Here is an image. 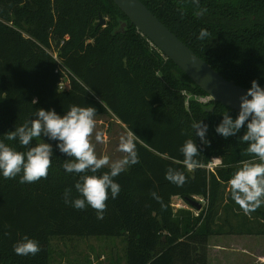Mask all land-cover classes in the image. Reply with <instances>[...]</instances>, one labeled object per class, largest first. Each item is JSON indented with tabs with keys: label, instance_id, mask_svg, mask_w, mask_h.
<instances>
[{
	"label": "trees",
	"instance_id": "16d2710c",
	"mask_svg": "<svg viewBox=\"0 0 264 264\" xmlns=\"http://www.w3.org/2000/svg\"><path fill=\"white\" fill-rule=\"evenodd\" d=\"M140 1L225 79L243 88L253 80L264 84V0H199L207 9L202 16L193 0ZM201 29L209 33L204 40L197 38ZM204 96L112 0H0V142L27 151L6 133L35 118L37 109L63 115L73 105L92 106L96 116H114L133 131L139 157L114 178L121 191L115 199L109 192L100 219L91 207L65 204V189L79 197V177L64 170L68 157L57 141L34 139L30 146L43 139L52 144V167L35 183L0 174V264H53L54 239L93 237L124 238L126 264H208L212 236H264V206L246 214L228 189L240 162L250 158L239 140L246 126L236 136L218 134L223 115L238 112L222 104L210 111L213 102L196 99ZM194 121L208 125L209 144L195 134ZM187 139L200 149L201 167L192 171L180 152ZM216 159L221 163L209 170ZM168 168L183 172L187 182H169ZM197 197L206 202L199 210ZM174 198L199 215L175 213ZM25 235L38 241L37 255L14 253Z\"/></svg>",
	"mask_w": 264,
	"mask_h": 264
},
{
	"label": "clouds",
	"instance_id": "9594fccd",
	"mask_svg": "<svg viewBox=\"0 0 264 264\" xmlns=\"http://www.w3.org/2000/svg\"><path fill=\"white\" fill-rule=\"evenodd\" d=\"M193 3L196 5L195 15L202 16L207 11L200 7L199 0H193ZM208 36L207 29H201L197 38L204 40ZM239 101L237 116L233 118L228 113L224 114L215 131L228 138L236 136L246 126L239 140L247 145L244 154L250 158L240 162L228 181V189L231 199L246 214H251L264 206V88L253 80L251 87L239 97ZM96 115V108L92 106L73 105L63 115L57 114L55 110L37 109L35 118L6 133L7 141L18 140L27 151L22 152L0 142V174L6 179L19 175V182L22 184L46 179L52 167L53 146L44 139V142L35 146L30 145L34 139L42 137L57 141L58 150L68 157L63 164L64 170L79 177L74 185L79 197L73 199L72 189H65V204H71L77 210L91 207L97 212L98 218L102 219L107 210L109 192L111 198L115 199L121 191V186L114 178L138 164L139 157L133 131L120 137L118 150L125 154L122 158L112 160L107 154H98L93 139L97 143H103L104 136L96 130ZM192 128L202 144L210 143L205 138L207 124L194 121ZM180 152L188 170L201 167L196 159L200 155V149L194 139H187ZM216 163L220 164L221 161L216 159ZM165 178L177 186H183L187 182L185 174L173 168L166 170ZM151 195L163 208L162 198L155 192ZM13 251L16 255L35 256L41 248L37 240L25 235L13 245Z\"/></svg>",
	"mask_w": 264,
	"mask_h": 264
},
{
	"label": "rangeland",
	"instance_id": "374dc122",
	"mask_svg": "<svg viewBox=\"0 0 264 264\" xmlns=\"http://www.w3.org/2000/svg\"><path fill=\"white\" fill-rule=\"evenodd\" d=\"M97 131L104 136L103 143L96 144L98 154H107L112 160L125 154L118 150L119 140L128 129L111 115L96 116ZM216 160L212 161V164ZM211 167V165L209 166ZM208 167V169H210ZM213 168V166H212ZM196 202L205 207L206 202L199 197ZM175 213L186 210L198 216L199 211L192 209L179 198L173 199ZM239 219L231 218L236 224ZM53 264H126L127 244L124 238L93 237L66 238L53 240ZM208 264H264V236L221 235L212 236L206 247Z\"/></svg>",
	"mask_w": 264,
	"mask_h": 264
},
{
	"label": "water",
	"instance_id": "95a60500",
	"mask_svg": "<svg viewBox=\"0 0 264 264\" xmlns=\"http://www.w3.org/2000/svg\"><path fill=\"white\" fill-rule=\"evenodd\" d=\"M164 56L173 61L194 84L211 97L214 111L222 104L239 112V97L249 88H243L216 72L208 63L197 56L184 42L168 29L140 0H112ZM101 18L100 24L105 25ZM124 27V26H123ZM264 88V84L261 85ZM197 205L198 210L201 206Z\"/></svg>",
	"mask_w": 264,
	"mask_h": 264
},
{
	"label": "built area",
	"instance_id": "2783aa9c",
	"mask_svg": "<svg viewBox=\"0 0 264 264\" xmlns=\"http://www.w3.org/2000/svg\"><path fill=\"white\" fill-rule=\"evenodd\" d=\"M67 88V85H65V84H62L61 86H60V90L61 91H63V90H65ZM200 103H202V104H209L210 102H212V99H211V97H209V96H204V97H197L196 98ZM211 165V167H209ZM208 167L210 168L209 170H213L217 165H219V164H217L216 162L215 163H211ZM212 166H213V168H212Z\"/></svg>",
	"mask_w": 264,
	"mask_h": 264
}]
</instances>
